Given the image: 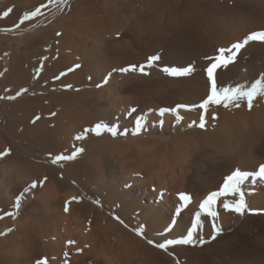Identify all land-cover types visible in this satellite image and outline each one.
Returning a JSON list of instances; mask_svg holds the SVG:
<instances>
[{"label":"bare ground","instance_id":"bare-ground-1","mask_svg":"<svg viewBox=\"0 0 264 264\" xmlns=\"http://www.w3.org/2000/svg\"><path fill=\"white\" fill-rule=\"evenodd\" d=\"M36 8L40 14L20 24ZM257 31L264 0H0V153L9 151L0 158V264H264V182L242 185L256 213L225 210L232 196L218 199L215 219L200 209L233 171L264 164V97L251 109L178 107L208 95V57ZM152 55L161 59L148 68ZM189 64L195 71L186 77L161 70ZM131 65H145L148 75L119 71ZM262 73L264 43L250 42L218 70V86L248 85ZM162 108L175 111L160 115ZM177 115L173 130H184L186 142L136 172L100 144L110 132L75 139L96 123L134 134L139 120L148 141L170 134ZM78 148L86 154L53 163ZM180 193L191 198L185 207ZM197 213L196 243L167 250L148 243L185 237ZM213 223L222 228L215 239Z\"/></svg>","mask_w":264,"mask_h":264},{"label":"snow or ice","instance_id":"snow-or-ice-1","mask_svg":"<svg viewBox=\"0 0 264 264\" xmlns=\"http://www.w3.org/2000/svg\"><path fill=\"white\" fill-rule=\"evenodd\" d=\"M57 4L63 3L64 0H56ZM40 14V9L36 8L34 11H31L28 14H25L23 18L20 20V24H24L25 21H30L33 18L37 17ZM5 16L8 15V12L4 13ZM19 26V25H18ZM59 35V33H58ZM250 42H261L264 43V31H257L252 32L247 35L242 42H235L231 44L230 47L227 48H219L217 50L218 54L214 57H208L211 63L206 67L205 71L207 74V79L210 83V90L208 95L205 99L202 100L201 103L198 105H179L178 107L184 108H199L203 110V113H207L210 106H223L224 108H228L229 106L239 107L242 102H246L247 107L249 109L253 106V101L257 97H264V73H262L259 78H256L250 84H237L235 86H218V70L226 69L230 64H234L236 62L237 56L240 54L241 50L244 49ZM161 57L159 55H152L147 59L146 67L152 68L154 63L159 61ZM76 67H80V65H76ZM166 75L173 76V77H186L190 76L194 71V65L189 64L185 67H175V66H166L161 69ZM122 73L128 72H136L139 71L143 75H148L145 71V65L137 66L131 65L129 67H124L119 69ZM107 83V81H105ZM23 91H27L24 89ZM21 93L18 92L17 96ZM16 97H9V99H15ZM135 111V109H133ZM175 111V109H167L162 108L160 109V115H164L165 112ZM214 119L216 117H213ZM36 119H39L37 117ZM176 119L179 121L182 119L179 115H177ZM35 122V121H33ZM191 126V125H190ZM200 128L205 127V116L201 114L199 125ZM142 128L141 121H136V131L134 134H138ZM110 132L113 136L117 134L116 127H109L105 123H96L91 128H85L82 133L78 134L75 139L82 140L86 138L89 133H94L96 136H100L102 132ZM83 152V148H78L73 151L69 155H57L53 159V163H57L59 161H71L75 159V157ZM9 154V151L6 150L3 153H0V158ZM249 178L252 179V182L255 183L257 180L264 181V164H260L258 170L256 171H242L240 169H236L230 175H228L223 182L222 187L218 191L211 192L206 199L200 204V209L206 216H210L213 219L216 218L217 213L214 211L213 206L217 203L220 197H236L232 203L224 202L223 207L225 210L230 212H234L238 215H245V213H256L257 210L252 209L246 199H245V192L242 188V185L245 181H248ZM47 178L45 177V180ZM42 183V182H41ZM37 187V183L33 182L29 185L28 188L24 189V192L20 194L16 198L14 207L17 210L16 213H8L9 215L15 217L18 213L22 198L25 193L29 192L31 189H35ZM179 199L182 202L181 207L187 206L190 202V196L184 193H180ZM67 205L65 206V211H67ZM180 209L177 211L179 212ZM3 217H0L2 219ZM201 225V217L200 214L197 213L196 215V223L192 226V229L189 230L185 237L180 239H165L162 243H156L154 241L149 240V244H154L155 247L167 250L170 246L175 245H192L196 243V239L194 238L197 229ZM170 230V229H169ZM12 229L9 228L8 232H11ZM222 232V228L216 225L215 223L212 224V236L211 239H215L217 235ZM5 233H0L3 235ZM138 235H143V229L138 232ZM205 241L201 237L199 239V243L203 244ZM69 243H72L71 241ZM38 264H46V261H38Z\"/></svg>","mask_w":264,"mask_h":264},{"label":"rangeland","instance_id":"rangeland-1","mask_svg":"<svg viewBox=\"0 0 264 264\" xmlns=\"http://www.w3.org/2000/svg\"><path fill=\"white\" fill-rule=\"evenodd\" d=\"M171 121H172L171 131H170L171 133L167 134V135L165 134L164 136H160V135H157L158 137L152 136L153 137V138L151 137L152 139H150L148 137V141H146L147 137H142V140H140V138L142 136L140 133H138V134H127V135L117 133L115 136H113L114 138L112 137L110 140H107V141L102 140L100 142V144H106V142H108L107 144H109L108 146L110 147V149L111 150L114 149L113 151H116L117 153H119V156L123 159V165L126 164L125 166H127V168H128V166H130L128 168L129 170L126 172H130V168H131V170L133 169L136 172V171H139L140 167L142 166L141 163L142 162L144 163V161L148 162V160L153 161V160H161L162 159L163 161L166 162V160L169 156L168 153L169 152H171V153L175 152L176 153L177 149H179L180 146H183V143L186 142L185 139L181 140V138L182 139L184 138V137H182L184 130H181V129H178V130L174 129L173 130V128H175L174 126H176V129L178 127H180L182 120L178 121L177 119H175V121H173V120H171ZM161 123H163V122H161V120L156 119V122L154 123V125H160ZM131 137H135V138H139V139L134 140V138L132 139ZM153 139H155V140H153ZM95 140L96 139H94V141ZM114 140H116V142ZM139 144H141V145H139ZM142 144H144V145H142ZM114 145H116V146H114ZM121 146H122V148H121ZM83 153L86 154V152H83ZM121 153H124L126 155H123ZM80 154H82V153H79L78 155L80 156ZM136 156H137V158H136ZM137 166H138V168H137ZM163 172H165L167 175L170 173L168 168L166 170H164ZM97 220H99V223H100L99 225L103 224V223H101V222H103L102 218L98 217ZM62 227L63 226H60L61 229H62ZM72 244H74V243L72 242ZM50 255H49L50 257L53 256L52 254H50ZM38 261H43V260H37L36 264L38 263ZM33 264H35V262Z\"/></svg>","mask_w":264,"mask_h":264}]
</instances>
